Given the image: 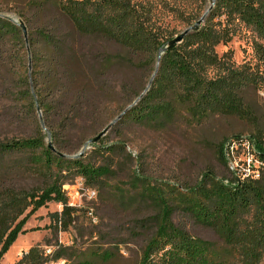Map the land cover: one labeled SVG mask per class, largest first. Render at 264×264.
<instances>
[{"label":"trees","instance_id":"obj_1","mask_svg":"<svg viewBox=\"0 0 264 264\" xmlns=\"http://www.w3.org/2000/svg\"><path fill=\"white\" fill-rule=\"evenodd\" d=\"M206 3L200 0L193 14L175 6L170 11L189 28L204 14ZM17 15L26 28L27 47L21 30L0 17V126L27 124L33 131L21 137L0 132V157L24 153L44 184L25 189L0 176V260L17 236L27 233L23 226L28 217L49 203L61 205L51 217L52 228L67 230L76 207L68 206L63 187L74 185V178L84 191L94 192L86 185L97 186L110 177L109 164L94 166L84 161V154L68 159L56 153L73 156L78 149L71 147L74 130L91 121L104 108L105 96L115 92L125 98L123 111L130 106L123 120L162 125L179 108L196 122L234 117L252 130L246 139L250 165L239 162L241 168L229 170L227 163L238 159V151L230 150L232 141L224 139L214 145L226 171L222 177L206 170L193 186L150 188L153 212L139 223L148 225L151 234L136 264H264V129L257 128L260 120L245 100L247 90H264V0H216L198 29L165 51L158 63V50L176 35H162L152 0H24ZM234 23L254 34L256 64L235 65L230 53L215 52L230 41ZM94 41L119 52L104 53ZM116 67L145 72V84L140 88L135 76L125 78L116 92L109 82ZM35 101L54 152L47 147ZM234 139L241 147L239 136ZM92 148L100 154L95 144ZM115 150L108 146L103 153L109 157ZM177 214L210 229L220 244L193 235L174 221ZM67 251L59 246L52 258L64 259ZM110 256L103 252L99 257ZM47 261L35 245L16 264Z\"/></svg>","mask_w":264,"mask_h":264},{"label":"rangeland","instance_id":"obj_2","mask_svg":"<svg viewBox=\"0 0 264 264\" xmlns=\"http://www.w3.org/2000/svg\"><path fill=\"white\" fill-rule=\"evenodd\" d=\"M23 1L0 0V15L20 20L17 12ZM152 1L156 7L157 24L165 37L169 34L177 35L187 28L183 19L170 11L172 7L182 8L183 14H193L200 3V0ZM210 1L207 0L206 10ZM232 29L230 41L215 48L217 55L230 53L231 61L235 65L256 64L253 51L254 34L240 23H234ZM93 44L104 53L119 52L117 47L103 41H94ZM144 76L145 72L137 74L127 67H116L109 82L117 92L125 78H131V81L134 77L138 79L141 88L145 84ZM105 97L104 108L91 121L74 130L71 147L78 149L72 155L78 153L87 140L95 137L125 108V98L122 95L114 92ZM245 100L260 120L257 128L264 129V90H247ZM0 128V132L8 137L29 136L33 131L27 124L18 128L2 125ZM251 132L247 124L234 117L209 116L202 122H196L179 108H175L172 118L162 125L135 123L123 120L122 117L95 144L100 154H96L92 146L84 152L85 162L94 166L109 164L112 171L110 177L104 179L100 185H86L95 192L94 198L82 197L79 200L74 194L75 186L69 189L78 206L73 214V223L64 231H55L50 224L52 215L60 212V204L49 203L37 210L28 217L23 226L27 233L17 236L1 258L0 264H16L22 254L35 245H39L41 249L49 245H60L68 249L64 259L52 258L49 264H73L85 260H89L91 264H136L144 242L151 234L148 225L143 228L139 223L153 212L150 188H159L166 184L193 186L206 170L222 177L226 171L216 158L214 145L224 139H227L226 144L233 141L234 150L238 151V159L229 161L228 169L241 168L243 162L250 165L253 156L250 155L246 139ZM234 136H239L241 147ZM113 145L116 152L107 157L108 154L103 153L104 148ZM25 156L24 153H19L0 157V176L6 183L25 189L42 186L43 178L33 173ZM253 164L258 165L255 161ZM78 180L79 178H74L71 184H77ZM174 221L185 224L193 235L220 244L210 229L193 225L191 220L179 214L175 215ZM103 252H108L111 256L101 260L99 256Z\"/></svg>","mask_w":264,"mask_h":264},{"label":"water","instance_id":"obj_3","mask_svg":"<svg viewBox=\"0 0 264 264\" xmlns=\"http://www.w3.org/2000/svg\"><path fill=\"white\" fill-rule=\"evenodd\" d=\"M215 1H216V0H211V1H210L208 9L204 12V14L200 17V19H199L196 23H194V25H192L191 27L185 29V30H184L183 32H181L180 34H178V35H176L175 37H173L170 41H168V42L166 43V46H165V47L160 48V49L158 50V52H157V56H156V58H157V63H158V61H159L161 55H162L165 51H168V50L172 49L174 46H176L177 44H179V43L182 41V39L184 38V36H186L188 33L192 32V31H196V30L198 29V27L200 26V24H201V23L203 22V20L205 19L207 13H208L209 10L211 9V7L213 6V4H214ZM0 17L6 19V20H8V21H10L11 23H13L14 25H16V26L21 30V32H22V36H23V39H24V42H25V45H26V47H27V32H26V28H25L24 24L22 23V21H20V20H16V19H14V18H12V17L4 16V15H0ZM26 50H27V59H28V72H30V55H29V52H28V49H27V48H26ZM155 72H156V70L154 71V74H155ZM154 74L152 75V77L154 76ZM152 77H151V79H150V81H149V83H148V85H147V88H148L149 85H150V82H151V80H152ZM146 90H147V89H146ZM146 90H145V91H146ZM141 96H142V95H141ZM141 96L138 97V98L136 99L135 102H137V101L141 98ZM135 102H134V103H135ZM129 108H130V106L127 107L122 113H120L115 119H113V120H112V121H111V122H110L105 128H103V129H102V130H101V131H100L95 137H93V138L87 140V141L83 144L82 148L80 149V151H79L76 155H73V156H66V155H63V154H60V153H56V155L59 156V157H62V158H68V159H78V158L82 157V155H83L84 152L88 149V147H90V146L96 144V143L99 141V139H100L101 137H103V136L108 132V130H109V129H110L115 123H117V122L122 118V116L125 114V112H126ZM35 109H36V113H37V115H38L39 125H40V127L43 129V131H45V133H46V143H47V147H48L52 152H54V149H53V147H52V145H51L50 134H49V132H47V131L45 130V128H44V125H43V122H42V118H41V115H40V111H39V109H38V106H37L36 101H35Z\"/></svg>","mask_w":264,"mask_h":264},{"label":"built area","instance_id":"obj_4","mask_svg":"<svg viewBox=\"0 0 264 264\" xmlns=\"http://www.w3.org/2000/svg\"><path fill=\"white\" fill-rule=\"evenodd\" d=\"M229 147H230V150L235 148V145H234L233 141H232V143L230 144ZM230 170L233 171L234 169L232 167H230ZM254 177L257 178L258 175L255 174ZM74 186H75V193L74 194H76V196L78 197L79 200L82 197H86L88 199H93L94 198V196H95L94 192H92V191H84L81 182H78L77 184H74V185H65L63 187V190L65 191V194H66L67 199H68V206H70V207H77L78 206V203H76L77 201H74V198L69 193V189L74 187ZM59 242H60V244H62L61 241H59ZM59 246L60 245H58L56 247H53V246L49 245V246H44L42 248L44 257H46L48 259V261L45 264H49L51 262L53 254L59 248Z\"/></svg>","mask_w":264,"mask_h":264}]
</instances>
